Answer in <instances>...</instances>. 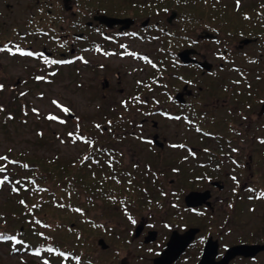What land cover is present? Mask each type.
Returning a JSON list of instances; mask_svg holds the SVG:
<instances>
[{
	"label": "rangeland",
	"instance_id": "rangeland-1",
	"mask_svg": "<svg viewBox=\"0 0 264 264\" xmlns=\"http://www.w3.org/2000/svg\"><path fill=\"white\" fill-rule=\"evenodd\" d=\"M36 1L0 0V52L2 53L0 54V85L3 86L0 88V110L2 113L9 111L20 114L18 111L13 112L12 98L15 96L20 97L18 104L22 103L25 109V113L20 114V120L17 119L11 124L6 122L5 126L3 125V114L0 113V157L7 158L0 159V168H6L10 174H16V178L23 179L33 174L32 168L24 164L31 166L37 163L40 165L41 168L37 170L42 172L45 180L43 183L47 181L45 185L53 190L43 199L45 212L47 216L53 218V221L64 222L70 227L54 228L48 233L50 239L58 243L56 252L51 256L37 255L36 252L12 253L0 242V264H74L71 257H74L73 261H81L80 264L147 263V258L153 253L149 250L144 251L139 241L132 239L131 242H127L131 226L128 219H124L125 215L120 207L117 206V180L121 178L123 182H126L128 178H126L127 174L118 173L117 175V150L124 153L122 169L133 171L134 177H137L138 172L134 171L131 166L139 164L141 170H144L142 166L146 163L150 170L157 174L163 171L170 174L180 169L188 174L203 175L208 169L198 168L195 160L189 157L187 152L172 150L168 147L167 150L159 151L158 154H149L139 145L136 148L134 141L124 140L132 132L138 133L137 126L142 120H149L148 131L151 130L150 121L153 120L160 127L156 133L167 138V141L170 143L187 142L198 155L203 156L202 160H207L209 157L221 167V170L210 173L215 182L221 181L225 187L221 192L214 193L213 202H216L214 215L204 216L201 220L185 213L182 215L184 219H176L173 216L171 221L184 222L186 226L205 225L206 228L212 225L223 229L222 231L217 229L218 232H228L230 229L236 230L233 229V220L241 216L242 228L245 227L244 225L247 227L244 228L246 230L240 228L238 234H244L247 229L252 230L250 226L255 223L260 229V221L257 217L264 215V202L259 203L257 210H250L251 203L246 204L239 195L243 189L241 185L247 182L252 184L249 182L251 180L255 185L264 189V114L262 113L260 117L261 121L257 119V115H260L262 111L261 105L264 97V57L262 62L256 59L254 62L245 60L243 63V59L239 56L237 63L240 69L229 72L232 69L228 68L229 74L224 76L227 84L231 83L233 88L242 89L247 93L248 105L243 110H239L243 105L231 102L227 95L218 92L212 96L202 94L198 98L197 106L180 110L186 113L189 121L195 123L196 128L210 134L211 138H206L197 132L195 127L186 126L182 120L168 122L157 117L145 118L140 109L132 107L122 110L124 103L121 107V100L133 99L136 94L151 97L155 96V93H152L145 83L139 84L144 90L137 91L136 82L142 80L144 74L140 72L141 69L135 63L128 59H118L115 53L113 55L106 53L93 55L85 52L83 54L90 62L89 65L80 67L81 64H79L73 68L60 69L53 78L50 76L51 68L48 62L46 66L39 68L44 58L42 56L32 58L27 55L25 45H32L39 50L45 47L53 54L62 51L56 48L53 36L55 34L52 32L41 38L37 42L39 45L35 44V40L29 44L28 39L26 42L20 39L21 34L27 33L29 27L33 26V14L36 7H40ZM74 1L76 0L70 2L72 11H76L75 15L62 10L60 3H57L59 11L56 15V38L63 37L64 34L69 36L73 31L79 37L90 38V43L104 45L101 48L114 49V44H106L103 39L117 38L116 30H114L115 33L110 34V31L98 28L93 18L106 16L117 19V0H97L96 3L91 0L90 8L86 7L87 1L85 0H78L79 5H76ZM242 1L244 7L253 6L258 1L264 2V0ZM84 3V13L90 12L88 14L78 11ZM92 6L97 10L91 9ZM100 8L107 9L108 15L100 14ZM140 18L141 16L138 17L139 20ZM87 23L92 24L93 27L86 28ZM60 28L66 31L58 33ZM82 32L84 34L81 35ZM145 44L138 41L132 46L139 51H154L156 57L153 61L158 63V59L162 57L157 50L164 45V38H158L146 46ZM234 44L236 42L230 45ZM77 46L75 44L76 50ZM257 49H249L248 54L257 56ZM117 75H119V80ZM35 81H38L37 84ZM236 84L239 85L236 86ZM168 85H173V82ZM199 85L211 87L214 83L203 79ZM229 86L226 85L224 88L228 89ZM119 91L122 93L120 94ZM252 92L261 93L254 97L251 95ZM213 99H216V102ZM53 101L57 103L54 104ZM65 112H70L75 117L70 119L64 116ZM199 114H207V116L199 117ZM50 116L56 119H49ZM10 118L11 116L7 119ZM71 135H77V137L72 140ZM117 138H121L122 142ZM92 146L94 148L89 149ZM203 149L208 154H205ZM131 150H134L136 154L130 152ZM130 153L135 156L133 157ZM43 160L55 161L58 168L49 172L51 169L43 166ZM233 161L241 164V167H235ZM77 162L80 166L76 174L82 175L86 171L89 175L100 176L104 173L105 177L107 176V191L97 194L91 192L87 199L86 196L76 197L77 192L68 193L67 188L72 187L65 181V172L70 173L68 170L72 169H69L71 168L69 166ZM169 174L159 175L163 176L162 184L166 185L176 178L175 180L178 181L176 184L186 192H190L191 187L187 186L188 183L181 178V174L174 175L175 178ZM234 177L237 178V185L230 179ZM33 186L35 187V183ZM193 186L200 191L209 189L203 182L201 184L193 182ZM10 187L4 183L0 188V209L6 206L3 210L8 213H17L22 210L18 201L28 199L29 193L33 190L32 188H20L17 185L14 193L11 192ZM40 196L43 198V192ZM157 196L155 192L152 198L158 199ZM58 200L64 205L58 203ZM68 202L75 203L74 205L80 209H76L74 214L69 213ZM160 204L166 208L165 201ZM166 212L164 213V209L160 210V214L163 215H170L173 211ZM148 214L149 210H143L140 215ZM226 219L227 223L224 222ZM21 224L15 222L8 228H22ZM155 229L164 231L162 224L156 225ZM28 230L26 237L33 243V246L41 245L42 243H39L42 239L31 238V230ZM99 241L103 242L106 249L101 248ZM195 256L196 251L191 250L187 255L188 261L182 264L193 263Z\"/></svg>",
	"mask_w": 264,
	"mask_h": 264
},
{
	"label": "flooded vegetation",
	"instance_id": "flooded-vegetation-1",
	"mask_svg": "<svg viewBox=\"0 0 264 264\" xmlns=\"http://www.w3.org/2000/svg\"><path fill=\"white\" fill-rule=\"evenodd\" d=\"M70 1L37 0L36 3L40 4V7H36L33 14V26L29 27V31L22 33L20 37L24 42L28 39L27 43L32 44L31 41L35 40V44L39 45L37 42L41 38L50 35L51 32L55 34L53 36L56 48L62 51L57 54H53L45 47L39 50L32 45L24 44L25 52L31 53L32 58L39 56L44 58L43 63L39 64V68L47 62L49 63L52 78L56 77L55 75L60 69L73 68L79 64H81L80 67L89 65L90 62L83 54L85 52L93 55L105 53L113 55L115 53L118 59H128L135 63L141 69L140 72L144 74L142 80H137L136 90L143 91L144 89L139 84L145 83L149 90L155 93V96L151 97L136 94L133 99L121 100V107L124 103L122 110L131 107L137 108L143 112L145 118L157 117L168 122L182 120L186 126L195 127V123L189 121L186 113H182L180 110L197 106L198 98L202 94L212 96L218 92L227 95L231 102L243 105L239 110H243L248 105L247 93L242 89L233 88L231 83L227 84L224 76L229 74L228 68L232 69L229 72L240 69L237 63L239 56L243 59V63L245 60L263 61V1H258L253 6L244 7L242 0H117V26L107 28L95 22L98 28L108 30L111 32L110 34L115 33L114 30H116L117 38L103 39L106 44H114V49L101 48L104 45L90 43V38L79 37L73 31L69 36L64 34L63 37L56 38V15L59 11L57 3H60L62 10L75 15L76 11H72ZM85 1H87L86 7L90 8L91 0ZM74 2L79 5L78 0ZM81 6L78 11L88 14L89 12L84 13L83 10L85 3ZM100 14H104V11H101ZM85 26L88 29L93 27L90 23ZM60 31L65 32L66 30L60 28ZM82 34L84 33L82 32ZM161 37L164 38V45L157 50V53L162 57L158 59V63L153 61L156 57L154 51H139L132 46L134 42L138 41L146 43V46ZM233 42L236 44L230 45ZM75 44L78 45L77 50ZM220 46L221 49H219ZM256 48H258L257 56L252 53V55L248 54L249 49ZM184 51L190 52L189 58L192 61L189 63H184L179 58V54ZM101 67L103 68V65ZM117 78L119 80V75ZM203 79L209 80L215 86L202 87L199 84ZM37 82L35 81L36 84ZM172 82L173 85L169 86L168 84ZM226 85H230L228 92V89L224 88ZM238 85L236 84V86ZM259 94L251 93L254 97ZM213 100L216 102V99ZM261 109L260 115H257L258 121H261L260 117L262 113L264 114V97ZM64 116H66V112ZM198 116L205 117L207 114ZM148 121L142 120L137 126L138 133L132 132L124 140L134 141L136 148L139 145L149 154H158L159 151L167 150L168 147L172 150L187 152L188 156L195 160L198 168L208 169V171L203 175L200 173L188 174L176 167L177 170H174L173 173L170 172L174 178L176 174L182 175L181 178H184V181L188 183V187H191L188 193L176 184L178 183L176 178L166 185L162 184L161 178L169 173L163 171L157 174L150 170V167L147 166L148 163L142 166L144 170H141L139 164L138 166L132 165L133 170L138 172L137 177H134L133 171L122 169L124 153L117 150V175L122 173L123 175L127 174L126 178L128 177L126 182H123L121 178L117 180V206L120 207L125 215L124 219H128L131 226L127 242H131L132 239L139 241L144 247V251L149 250L150 253H153L151 257L147 258L148 260L146 259V264H182V262L188 261L187 255L191 250L196 251V256L195 261L190 264H264V215L257 217V220L260 221V229L255 223L250 226L252 230L247 229V232L244 231L242 235L237 233L243 226L240 220L241 216H237L233 220V229L236 230L230 229L228 232H218L216 231L218 228L212 225L206 228L205 225L186 226L184 222L171 221L173 216L176 219H184L185 217L182 215L185 213L201 220L204 216L214 215L216 211V202H213L214 193L221 192L225 187L223 182H215L210 173L221 170V167L209 157L207 160H202L203 156L198 155L187 142L170 143L167 141V138L156 133L160 127L153 120L150 121L151 130L148 131ZM196 130L206 138H211L209 133L198 128ZM117 139L122 142L121 138ZM203 150L205 151V149ZM130 152L136 154L134 150ZM134 154H132L133 157ZM205 154L208 153L205 151ZM233 163L235 167H241L238 162L233 161ZM196 170L199 172L198 169ZM160 174L163 176H159ZM230 179L235 185L238 184L236 177ZM193 182L200 184L203 182L209 189L196 190ZM249 182L252 184L247 182L245 185H241L243 189L239 197L246 204L251 203L250 210H257L259 203L264 202V189L255 185L252 180ZM155 192L158 199L152 198ZM163 201L167 203L166 208L160 204ZM163 209L164 213L166 211V213L173 212L170 215L160 214V210ZM143 210H149V214L140 215ZM146 217L148 218L146 219ZM141 219L143 221L139 222ZM224 222L227 223V219ZM158 224H162L164 231L155 229ZM208 228L211 230H207ZM218 230L222 231L223 229Z\"/></svg>",
	"mask_w": 264,
	"mask_h": 264
},
{
	"label": "trees",
	"instance_id": "trees-1",
	"mask_svg": "<svg viewBox=\"0 0 264 264\" xmlns=\"http://www.w3.org/2000/svg\"><path fill=\"white\" fill-rule=\"evenodd\" d=\"M94 1V0H93ZM94 2H97L95 0ZM95 6V5H94ZM92 6L91 9H96V7ZM108 7V6H106ZM101 11L107 12V9L101 8ZM100 10V9H99ZM109 12V11H108ZM90 13V12H89ZM103 13V12H102ZM108 15V13H106ZM111 15V13L109 14ZM116 16V15H115ZM58 33H60V29H58ZM5 46V45H4ZM1 49V48H0ZM1 51V50H0ZM0 54H2L0 52ZM20 97H13V112L18 111L20 114L23 112L25 113L24 105L18 104L20 102ZM0 113L2 111L0 110ZM3 125L5 126L9 122L10 124L14 121L20 120L21 116L18 113H12L9 111L3 112ZM9 116H11L10 119H7ZM6 120V121H5ZM24 121V120H23ZM72 140L77 137V135H71ZM71 139V138H70ZM95 145V143H93ZM94 148V146L90 147L89 149ZM44 164L43 166L49 170H56L58 168V165H56L55 161L51 162L48 160H43ZM81 163V162H80ZM25 166L32 168L33 174L26 176L25 178H16V174H10V171L6 168H3L4 171L0 172V181H3L2 184H0V188L3 186L4 183L10 185L11 192H16L17 185H19L20 188H32L33 191H31L29 194L28 199H20L18 201V204L20 205L22 210H19L17 213H8L7 211L3 210L6 206H4L2 209H0V242L3 244V246H6L10 251L13 253L18 254L20 253H32L36 252L38 255L46 254L47 256H51L54 252H56L57 245L55 241H52L50 239V236L48 233H50L54 228L58 229L60 228H69L70 226L66 225L64 222L61 221H53L52 217L47 216V213L45 212V208L43 205V199L46 195L52 193V189L47 187L46 182L43 183L44 177L42 176V172H38V168L40 165L37 163H34L33 165L24 164ZM80 164L77 162L76 164H73L69 167V172H65V181L69 183V185L72 187L71 189L67 188V192H77L76 197L80 198L83 196H86V199L89 198V195L91 192L101 193V191H107L106 188L108 186L107 184V176L105 177V174L102 173L100 176H92L86 173L79 175L76 174L79 169ZM41 168V167H40ZM58 171V170H57ZM74 172V173H73ZM2 174V175H1ZM98 175V174H97ZM25 179V180H24ZM33 183H35V187L33 186ZM16 185V186H15ZM45 191V192H44ZM43 192V198L40 196V194ZM98 198V197H97ZM23 202V203H22ZM60 200H58V203ZM72 202V201H71ZM71 202H68L67 207L69 209V213H75L77 211L76 209L78 206L71 204ZM60 204L64 205V203ZM43 210V211H41ZM21 221V222H20ZM22 223L20 227L23 228V230H20L22 228H8L11 227L10 225L12 223ZM30 231L31 238H40L39 240L41 245L33 246V243L28 240V237H26L27 230ZM28 230V231H29ZM74 257H71V260L74 264H80L81 261H73Z\"/></svg>",
	"mask_w": 264,
	"mask_h": 264
},
{
	"label": "water",
	"instance_id": "water-1",
	"mask_svg": "<svg viewBox=\"0 0 264 264\" xmlns=\"http://www.w3.org/2000/svg\"><path fill=\"white\" fill-rule=\"evenodd\" d=\"M65 2H68V0H65ZM93 20L95 22H97L100 25H104L107 28H112L114 26H117V19L116 18H109L106 16H96L93 18ZM189 51H184L182 53L179 54V58L182 62L184 63H189L190 61H192V59L189 58ZM201 66H204V64H201ZM66 116L70 119H73L75 116L70 113V112H66ZM99 245L101 246L102 249H106L105 245L103 244L102 241H99ZM184 247V246H183ZM183 249V248H182ZM170 250V249H169ZM168 252V251H167ZM166 252V253H167Z\"/></svg>",
	"mask_w": 264,
	"mask_h": 264
},
{
	"label": "snow or ice",
	"instance_id": "snow-or-ice-1",
	"mask_svg": "<svg viewBox=\"0 0 264 264\" xmlns=\"http://www.w3.org/2000/svg\"><path fill=\"white\" fill-rule=\"evenodd\" d=\"M23 54V53H22ZM27 55H31V53H26ZM53 63H56V61H53ZM3 86L2 85H0V88H2ZM53 103L55 104V103H57V102H55V101H53ZM65 111H67V109H64ZM49 119H56V117H52V116H50L49 117ZM0 159H7L6 157H0ZM4 171V169L3 168H0V172H3ZM3 183V181H0V184H2ZM23 203V202H22ZM134 222V221H133ZM37 255H38V253H37Z\"/></svg>",
	"mask_w": 264,
	"mask_h": 264
},
{
	"label": "bare ground",
	"instance_id": "bare-ground-1",
	"mask_svg": "<svg viewBox=\"0 0 264 264\" xmlns=\"http://www.w3.org/2000/svg\"><path fill=\"white\" fill-rule=\"evenodd\" d=\"M88 260V259H87ZM88 261H90V260H88Z\"/></svg>",
	"mask_w": 264,
	"mask_h": 264
}]
</instances>
